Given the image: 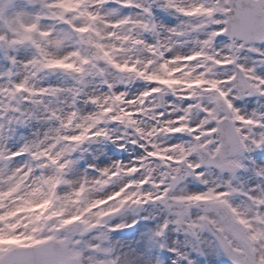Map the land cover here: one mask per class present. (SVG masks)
I'll use <instances>...</instances> for the list:
<instances>
[{"label": "snow or ice", "instance_id": "1", "mask_svg": "<svg viewBox=\"0 0 264 264\" xmlns=\"http://www.w3.org/2000/svg\"><path fill=\"white\" fill-rule=\"evenodd\" d=\"M0 264H264V0H0Z\"/></svg>", "mask_w": 264, "mask_h": 264}]
</instances>
